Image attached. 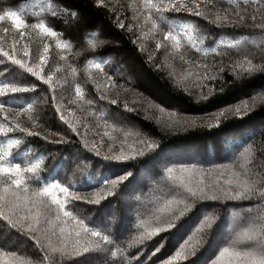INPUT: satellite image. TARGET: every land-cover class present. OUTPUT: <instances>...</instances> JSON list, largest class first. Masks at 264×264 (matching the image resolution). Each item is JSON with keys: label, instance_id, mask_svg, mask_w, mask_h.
<instances>
[{"label": "trees", "instance_id": "obj_1", "mask_svg": "<svg viewBox=\"0 0 264 264\" xmlns=\"http://www.w3.org/2000/svg\"><path fill=\"white\" fill-rule=\"evenodd\" d=\"M161 2L151 0V5L159 6ZM176 3L193 9L199 4L202 15H191L185 10L157 12L149 6V0H105L103 7L96 5L95 0H0V15L16 11L27 23L42 21L57 31V37H48L39 30L14 28L7 19L0 21V44L5 50L18 41L37 55L48 44L44 71H51L59 84L49 89L42 80L0 57L5 61L0 63V83L35 85L28 91L0 97V102L7 101L0 112V126L6 130L0 133V153H5L10 162L19 163L22 169L39 161L35 173L24 175V186L29 193L58 180L70 192L76 191L83 197L67 200L66 210L83 219L88 227L118 240L114 246H104L102 251L94 250L83 257L73 252L71 243L67 249L60 250L57 232L55 236L51 231L38 236L45 251L29 236L0 223V256L7 264H41L45 256L48 259L44 264L52 261L55 264H164L193 233L203 215L208 214L211 227L193 235L191 254L172 262L205 264L214 261L222 247L232 246L236 232L254 220L259 225L258 217L264 213V207L258 197L196 201L179 217L174 228L129 247L142 230L137 227L139 221L153 224L156 209L171 197L169 189L177 187L163 177L165 166L195 164L205 170L206 182L210 177L208 170L213 175L225 168L221 166L236 170L243 163L257 180L264 177V168H254L248 163L255 157L257 164H264V71L260 70L264 67V31L247 21L248 26L241 27L215 23L218 15L241 11L244 0H176ZM259 4L260 0H249L248 12L256 11L257 23L261 21ZM53 9H58L56 18L51 16ZM71 12L78 15H69ZM118 19L123 28L117 25ZM152 21L157 23L156 29H152ZM169 25L179 33L178 50L170 47V41L163 40ZM20 32H24L23 37ZM63 41L70 42V46L58 48L57 43ZM157 41L161 43L159 49ZM90 60L104 62L103 72L111 75V83L89 64ZM246 60L255 66L251 73L244 70L250 67ZM235 65L239 67L234 68ZM174 66L180 75L171 69ZM206 74H214L216 79H203ZM205 85L212 88L211 94ZM77 86L81 88L80 97L75 93ZM101 95L107 98L101 99ZM111 100L116 103L112 104ZM245 101L250 110L242 115L230 111L220 118L218 125L210 122L209 126L200 119L174 131L168 130L165 122L153 113V109L165 108L189 121L219 109L228 113L230 109L225 106ZM21 108L23 111H18ZM60 115L68 123L61 121ZM17 123L27 132L8 131ZM95 123L121 132L135 150L142 147L140 141L154 142L156 146L142 154L131 149L133 154L125 161L111 159L113 155L104 151L96 155V150L85 147L86 143L78 138L76 129L78 125L85 129ZM9 139L19 143L8 147ZM245 147L249 149L245 158L237 160ZM124 172L131 175L114 188L101 183ZM98 190H111V195L98 204L87 203ZM97 209L104 211L98 214ZM104 225L108 226L107 230ZM252 243L240 238L235 248L250 250ZM113 251L115 256L111 254Z\"/></svg>", "mask_w": 264, "mask_h": 264}, {"label": "snow or ice", "instance_id": "obj_2", "mask_svg": "<svg viewBox=\"0 0 264 264\" xmlns=\"http://www.w3.org/2000/svg\"><path fill=\"white\" fill-rule=\"evenodd\" d=\"M95 3L101 7L105 6V0H95ZM149 6L155 7L157 12H161L163 10H185L191 15H202L199 10V4H196L193 9L183 4L177 5L176 0H162L159 6L151 5V0H149ZM249 6V0H244V7L241 11L234 12L231 15L227 12L223 16L218 15L215 23L217 26L231 24L234 27H241L248 26L246 24L247 21L250 22L252 27L259 28L264 31V0H260L259 4V8L261 9V21L259 23H257L256 11L251 13L248 12ZM57 14L58 9H53L51 16L56 18ZM69 15L76 16L78 14L71 12ZM160 18L163 20V16ZM5 19L10 21L12 27L17 29L31 28L39 30V32L48 37L58 36L57 31L53 27L48 26L45 22L37 21L35 23H27L16 11H9L4 15H0V21H4ZM117 25L121 28L124 27L123 23H121L119 19L117 20ZM151 27L152 29H156L157 23L152 21ZM8 30V28H4V32H8ZM19 35L23 37L24 32H20ZM185 35H187V33H185ZM178 37L179 33H175L171 25H169V30L163 33V40L170 41V47L177 50L180 48V39ZM16 43H18V41L13 42L10 50H5V47L0 44V57L7 58V60H10L13 65H18L20 68L25 69L33 77L42 80V82L47 85L49 89H52V84L50 83L52 77L48 76L45 79L40 75V71L37 67L28 65V62L25 59L29 56L27 46H24L22 49V57L20 59L16 58ZM235 43L239 44V41H236ZM69 46L70 42L68 41L57 43L58 48H67ZM160 47L161 43L157 41L156 48L159 49ZM141 51H143V49H141ZM212 51H215V49H212ZM43 53L44 54H41L38 57L40 64L46 62L45 54L48 53L47 43L44 44ZM181 58L183 59V57ZM4 62V60H0V63ZM245 62L250 65V67L245 69V71L251 73L255 70V66L251 65V61L246 60ZM103 63L104 62L102 60L95 63L91 60L89 61V64L99 70L106 77L107 81L111 83V75L103 72ZM235 67H239V65H235L234 68ZM260 70L264 71V67H261ZM218 71H223V69H219ZM203 79L214 80L216 79V76L214 74H206ZM34 87L35 85L20 87L13 83H0V97H5L8 93L15 94L18 92H25L28 91L29 88ZM205 87L208 86L205 85ZM211 92L212 88L208 87V94H211ZM75 93L77 97L81 96V88L79 86L76 87ZM106 98V96L101 95V99ZM110 102L115 104L116 100H111ZM5 103H7V101L0 102V112L4 111ZM29 107H31V105H29ZM225 109H231L233 114L238 116L250 110L246 101L234 108L231 106H225ZM18 111H23V109L21 108ZM224 115V109H219L215 114H213L217 125L219 124L220 118ZM59 118L64 123H68L63 115H60ZM5 119L7 118L5 117ZM209 126H211V124H209ZM69 127H71L70 124ZM16 129H18L21 133L27 132V129L20 127L18 123L11 125L8 131ZM73 130L75 131V129ZM5 131V128L0 126V133ZM28 134L38 135V133L34 132H29ZM18 143V140L9 139L7 141V146L11 147L12 145ZM57 143H59V141ZM140 143L142 147L134 150L136 154H142L145 149H153L156 146L154 142L149 141H140ZM85 147H87V145H85ZM93 148H95V145H93ZM248 151V147H245L244 151L241 152L236 159H244L245 153ZM96 155H100L99 151H96ZM131 155V152L126 155L124 151H121L118 155L111 157V159L125 161L128 160ZM248 163L254 168H264V164H257L255 162V157L248 161ZM38 164L39 161L22 169L19 163L10 162L6 159L5 153H0V178H2L0 179V218L7 221V226L11 229H16L18 232H21L26 236H29L31 239L36 241V245L38 247L45 250L43 249V245L40 243L37 236L41 230L39 225L41 224L42 217L46 219L47 216L52 215L54 212L55 219L63 225V227L60 228V235L56 237L57 242L61 246L60 250L67 249L69 243H71L73 252L80 256L87 257L92 254L94 250L102 251L104 246H114L117 244L118 240L111 239L110 235L103 234L102 231H98L94 227H88L83 219H78L71 211L66 210L65 204L67 200H80L83 199V197H81L76 191L70 192L69 187L64 186L58 180L54 179L53 181L46 183L44 186L38 187L29 193V189L24 186V175L26 172L35 173ZM221 167L229 168L230 178L225 180L223 183H220L219 177L211 183H205L203 179L205 170L196 167L195 164H189L186 166H165L163 177L172 181L173 184L177 185V187L169 189L171 197L165 199L163 204L156 209V213L153 217V224H148L143 220L139 221L137 227L142 230L139 231V234L129 243V247H131L134 243H143L145 239H150L152 236L160 233L161 231L174 228L179 217L187 212L196 201L251 200L258 197L262 202V207H264V177L257 180L249 174V169L245 168L243 163L239 165L242 171L238 172H231L230 167L227 165ZM127 175H131V173L124 172L121 174H114L111 178L102 180L101 183L111 185L112 188H114L116 184L119 181L124 180ZM208 175H212V170H208ZM220 175L222 176L224 173L221 172ZM110 195L111 190H103V192L98 190L93 193L91 199L86 202L98 204L101 199ZM21 210L24 211L23 215L19 214ZM103 211L104 209H97L98 214ZM13 216H15V219H13ZM258 219L260 221L259 225L254 220L249 223L248 227L236 232L235 239L232 241V246L222 247L219 250V254L215 256V260L205 262V264H264V213H262ZM48 222L52 223V221ZM69 225L71 226L70 232L68 231ZM103 227L107 230L108 226L104 225ZM208 227H211V217L208 214H204L193 233L184 239L183 243H181L179 248L175 251V254L170 256L164 264H172L173 261L191 254L192 249H194V245L190 244V241L193 240V235ZM257 228H259V232L257 231ZM51 235L55 236V233L53 232ZM240 238L253 241V245L250 250L242 251L235 248V243ZM198 242L199 241H197V243ZM53 250L55 251L57 249ZM158 250L159 249H157V251ZM111 254L112 256H115L116 252L113 251ZM47 259L48 257L45 256L44 260ZM44 260L41 261V264H44ZM52 264H55V261H52Z\"/></svg>", "mask_w": 264, "mask_h": 264}, {"label": "rangeland", "instance_id": "obj_3", "mask_svg": "<svg viewBox=\"0 0 264 264\" xmlns=\"http://www.w3.org/2000/svg\"><path fill=\"white\" fill-rule=\"evenodd\" d=\"M12 45H13V43L9 44L10 47ZM22 45H24V44H22V43H16L15 44V47L17 48V50H16V58L17 59H20L22 57V55H23L22 49H23L24 46H22ZM18 46H21V47L18 48ZM8 50H10V49H8ZM28 50H29V56L25 58L27 60V62H28V65L37 67L38 70L40 71V75L42 77H44L45 79L48 76H51L52 79H51L50 83L52 84V88H57L59 84H57L55 82V78L52 76V72L51 71L50 72L44 71L45 68H46V65H47V54H45L46 55V62L43 63V64H40V62L38 60V57H39V55L44 54L43 50L37 55L30 53V49L29 48H28ZM20 69L23 70V71H26L25 69H22V68H20ZM171 69L175 72L176 75H180V72H179L177 67L174 66ZM157 96L161 97L159 94ZM240 104H243V103H239L238 104V102H235L234 104H232V108H234L235 106L240 105ZM161 109H159V110L158 109H153V113L156 114V116H159L160 119L165 122L167 129L170 130V131L177 130L184 124L187 125V126H190V125H192L194 123H197L200 119H202L201 121H203L205 123H209L210 124V122H211L213 124H216V121L214 119L213 113H211V112L208 114V116L204 115V117H199L197 119H190L188 121V120H185V118L181 114H178L175 111H170V110L167 111V109H165V108H161ZM230 111H231V109L229 111H227L228 113H225V115L223 117H225L226 114H229ZM76 129L79 131L78 138L82 142L86 143L87 147L90 148V149H93V150H96V151H104L107 154H110V155H113V156L118 155L121 151H124L125 154L127 155V154H129L131 152L129 150H131V149L135 150V148L133 147V145L130 144V142L128 141V139L126 138L125 135H123L119 131H115L113 127L104 125L102 123H100V124H97V123L92 124L91 126L85 128V129L84 128L81 129V127L78 125V126H76ZM93 145H95V148H93ZM235 169L236 170L230 168L231 172L242 171L240 168H235ZM221 172H223L224 175L221 176L220 175ZM249 174L251 176H253L254 178H256L254 173L251 170H249ZM217 177H219L220 183H223L225 180L230 178L229 169H227V168L219 169L215 174H213L210 177H208L206 179L205 183H211L212 181L216 180ZM19 214L23 215L24 211L21 210L19 212ZM13 219H15V216H13ZM48 221H52V223H49ZM0 223H2L5 226V228L11 229L10 227L7 226V221L3 220V218H0ZM46 223H48V224H46ZM39 227H40L41 230L37 234V236H43L44 232L47 233L49 231L57 232L58 236L60 235L61 225L59 224V222L56 221L54 212H53L52 215L47 216L46 219L44 217H42L41 218V224L39 225ZM39 240H41V239H39ZM0 264H7L4 261V257L0 261Z\"/></svg>", "mask_w": 264, "mask_h": 264}, {"label": "bare ground", "instance_id": "obj_4", "mask_svg": "<svg viewBox=\"0 0 264 264\" xmlns=\"http://www.w3.org/2000/svg\"><path fill=\"white\" fill-rule=\"evenodd\" d=\"M262 74V73H261ZM257 75V74H256Z\"/></svg>", "mask_w": 264, "mask_h": 264}]
</instances>
